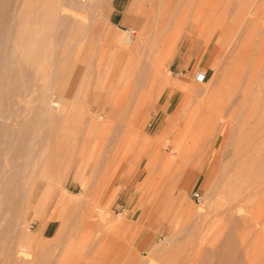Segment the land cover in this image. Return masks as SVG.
I'll return each mask as SVG.
<instances>
[{"label":"rangeland","instance_id":"rangeland-1","mask_svg":"<svg viewBox=\"0 0 264 264\" xmlns=\"http://www.w3.org/2000/svg\"><path fill=\"white\" fill-rule=\"evenodd\" d=\"M138 1L148 24L136 37L133 0H110L107 14L101 2L58 0L70 12L53 28L55 48L71 50L45 100L51 117L27 120L51 92L36 74L10 111V123L40 134L31 135L26 169L38 168L39 185L28 207L43 185L44 192L38 211L24 217L34 240L22 252L28 264H223L219 243L231 234L240 259L247 263V249L253 264H264V234L240 225L246 207L229 214L235 219L223 216L264 166V0ZM218 137L224 143L216 147ZM55 156L79 162L66 182L51 179V165L41 162ZM82 172L83 190L75 180ZM67 196L75 204L62 209Z\"/></svg>","mask_w":264,"mask_h":264},{"label":"bare ground","instance_id":"bare-ground-1","mask_svg":"<svg viewBox=\"0 0 264 264\" xmlns=\"http://www.w3.org/2000/svg\"><path fill=\"white\" fill-rule=\"evenodd\" d=\"M69 12L70 10L65 8L61 2H58V0L57 2L55 0H0V211L4 213L3 215L7 214L5 223L0 225V264H28L31 262L29 261V255H25V253L22 252L24 245L26 247V244H29L34 240V237H31L29 232L28 233L30 236L28 233L25 234V232L28 231V224L24 221V217L28 213L32 214L34 210H36V212L38 211V199L43 195L44 192L43 185L38 191V197L32 202L30 207H28V202L39 183L36 182L37 179H34L36 178L34 173L38 171V168L35 167V170L37 171L31 170V172L27 171L26 168L30 166V156L33 151L34 138L35 136L40 137V134L38 133V130H34L30 124H26L24 122L20 123L19 125L16 123H10L11 107L15 98H21L24 96L25 91L29 89L31 79L36 74L40 76L41 80H47L51 92L39 96V107L31 114V117L27 116V120L28 122H32V119L42 115L51 117V114L48 112L52 110H50L47 105L50 104L48 102L52 98L47 101L48 104L46 105L45 100H48L49 97H52V95L55 94L54 88L57 86L56 84H58V74H60L58 70H61L59 69V66L62 65H59V63L61 58H64L65 55L63 52L71 50V47H68V44L66 43L62 45L63 47H61V49L56 50L55 46H57L56 43L58 41V36L54 32L53 28L57 24H63L66 20L65 15ZM72 15L75 14L72 13ZM22 26L24 27L22 28ZM48 42L53 43L51 46H49ZM197 78L202 79V74H197ZM50 102H52V100ZM46 107H48V112ZM171 118L172 117L167 119L168 123L171 121ZM31 135L35 136L32 137ZM15 138L19 140L18 145L14 143ZM226 141L227 139L225 142ZM215 143L216 147L217 145L221 146L222 143H224L223 137H218ZM229 143L230 142H226V145ZM9 155L12 157L7 159ZM45 159H43L41 162L44 161L46 164L48 163L51 165L49 169H53V173L48 176L57 182H66L69 180L73 170H75L76 166L79 164V162L73 159L72 156L68 157L67 159H62V161H59L56 156L52 157L51 159L47 158L46 161ZM245 161L243 160V162ZM33 166L34 165H32V167ZM43 168H46L45 165ZM177 168L178 165L173 169L172 178L174 174H176L175 172L178 170ZM250 169L252 170V168ZM83 170H86V165H84ZM254 170H256V168ZM36 174L38 175L39 173ZM82 176H84L83 172L81 174V178ZM87 177L88 176L86 175L84 178V183L86 182ZM246 183L247 185L242 183L245 186H243L241 189L238 188L235 193L232 191L234 194L231 198H229L230 203L226 207V210L223 209L225 211L223 216L224 214L229 216L232 211H235L236 207L244 205L247 210V215L244 217L243 213L242 218H240V215V225L242 223V225L247 224V226L245 225L246 227L249 225L258 232L256 235H263L264 166L262 165L257 167L256 173H253ZM227 184L228 183H226V188L228 187ZM229 184L230 188L234 187H231V183ZM261 195L262 198L261 200L259 199V201L258 197ZM73 199H71L69 196L63 197L59 202L62 206V209L73 207L75 204V200ZM236 212L237 211H235V213ZM234 217L229 216L228 218H231L232 220ZM48 221V217L44 215L39 225V231L44 228ZM117 223L123 225V222ZM245 228H243L242 231H244ZM247 230L248 233H250L249 230L251 231V228L249 227ZM242 231L239 230V233L243 235ZM224 234L226 235V233ZM249 240L252 239L249 238L246 241L248 242ZM219 244H221V246L219 245L221 249L219 254H217L218 262L223 264H253L252 258L254 253H249L247 249L244 251L243 256H241L245 259V261H247V263L240 259L241 248H238L235 245L231 234L225 236Z\"/></svg>","mask_w":264,"mask_h":264},{"label":"crops","instance_id":"crops-1","mask_svg":"<svg viewBox=\"0 0 264 264\" xmlns=\"http://www.w3.org/2000/svg\"><path fill=\"white\" fill-rule=\"evenodd\" d=\"M94 1L103 3L105 5V8H106V10H105L106 12L105 13L107 14L109 12V10L111 8V6L109 4L110 0H94ZM143 8H144L143 5L140 4L138 0H133L131 6L129 8V15H130L129 19L132 20V22L135 24L134 33L136 34V37L138 35H142L143 30L147 27V24H148V20H147V18L145 17V15L143 13ZM127 40L130 41V38H128ZM192 48H193V46H191L189 48V50H191ZM76 57H78V55ZM86 67H88V66H86ZM70 92H71V90L64 91L62 97H63V99L65 101L68 98H70ZM118 106H120V105H118L117 103L114 105V107L112 109V113H111L112 115L116 114V112L118 111V109H117ZM109 117H110L109 115H106L107 121L109 120ZM82 171H83V168H82ZM81 174L82 173L78 174L75 180H77L81 184V190H83L84 180L85 179L82 180ZM145 197L146 196L143 197V200L145 199Z\"/></svg>","mask_w":264,"mask_h":264}]
</instances>
